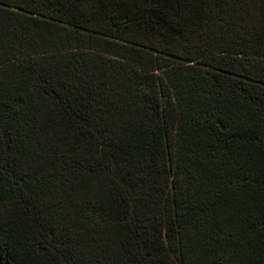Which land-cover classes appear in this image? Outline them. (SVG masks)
Listing matches in <instances>:
<instances>
[{
	"label": "trees",
	"instance_id": "trees-1",
	"mask_svg": "<svg viewBox=\"0 0 264 264\" xmlns=\"http://www.w3.org/2000/svg\"><path fill=\"white\" fill-rule=\"evenodd\" d=\"M0 264H264V0H0Z\"/></svg>",
	"mask_w": 264,
	"mask_h": 264
}]
</instances>
